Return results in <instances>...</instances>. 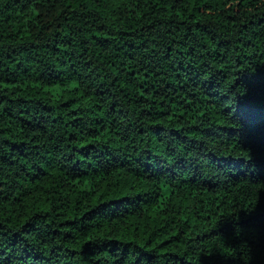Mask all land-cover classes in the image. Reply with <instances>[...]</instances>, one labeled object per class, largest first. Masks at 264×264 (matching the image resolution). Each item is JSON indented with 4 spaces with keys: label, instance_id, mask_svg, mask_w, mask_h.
I'll use <instances>...</instances> for the list:
<instances>
[{
    "label": "trees",
    "instance_id": "trees-1",
    "mask_svg": "<svg viewBox=\"0 0 264 264\" xmlns=\"http://www.w3.org/2000/svg\"><path fill=\"white\" fill-rule=\"evenodd\" d=\"M0 264H264V0H0Z\"/></svg>",
    "mask_w": 264,
    "mask_h": 264
}]
</instances>
